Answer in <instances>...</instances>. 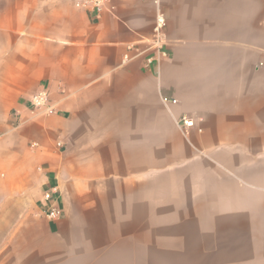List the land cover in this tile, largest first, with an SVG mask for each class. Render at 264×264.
<instances>
[{
  "label": "crops",
  "instance_id": "crops-1",
  "mask_svg": "<svg viewBox=\"0 0 264 264\" xmlns=\"http://www.w3.org/2000/svg\"><path fill=\"white\" fill-rule=\"evenodd\" d=\"M83 1L0 0V257L264 264V0Z\"/></svg>",
  "mask_w": 264,
  "mask_h": 264
},
{
  "label": "built area",
  "instance_id": "built-area-1",
  "mask_svg": "<svg viewBox=\"0 0 264 264\" xmlns=\"http://www.w3.org/2000/svg\"><path fill=\"white\" fill-rule=\"evenodd\" d=\"M103 5H104V0H84L83 2L77 3V6L79 7L94 8L98 12L102 10ZM166 26H167V21L165 15L158 14L153 38L147 44L148 45L147 51L150 52V56L147 58L145 63V67L147 70H151L154 64H156L159 69L162 61L169 57V54L166 49L167 46L166 45L167 35L165 32ZM134 49L135 48L133 46L129 47L130 51H134ZM126 59L129 60L130 58L127 56ZM48 99L49 98L47 91L42 90L32 98V103L34 107L37 109H42V108L46 109ZM162 102L166 106L175 105L178 103L176 99H171L168 97H163ZM52 111H53L52 108L49 107L47 108V112H52ZM178 125L182 128L185 134H188L190 130L195 128V120L188 117H182L178 121ZM199 131L201 132V130ZM54 194H55V189L53 191L47 192L44 196L45 201L48 203V206L44 209V215L50 221H57L62 216V211L60 207L57 205L56 200L53 198Z\"/></svg>",
  "mask_w": 264,
  "mask_h": 264
},
{
  "label": "rangeland",
  "instance_id": "rangeland-1",
  "mask_svg": "<svg viewBox=\"0 0 264 264\" xmlns=\"http://www.w3.org/2000/svg\"><path fill=\"white\" fill-rule=\"evenodd\" d=\"M26 264L28 258L25 257H0V264Z\"/></svg>",
  "mask_w": 264,
  "mask_h": 264
}]
</instances>
